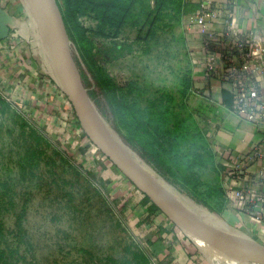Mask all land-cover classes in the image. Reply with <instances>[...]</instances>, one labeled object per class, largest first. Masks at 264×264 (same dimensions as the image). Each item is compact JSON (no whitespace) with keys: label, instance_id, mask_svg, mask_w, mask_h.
I'll return each instance as SVG.
<instances>
[{"label":"rangeland","instance_id":"374dc122","mask_svg":"<svg viewBox=\"0 0 264 264\" xmlns=\"http://www.w3.org/2000/svg\"><path fill=\"white\" fill-rule=\"evenodd\" d=\"M30 7L33 10L32 1ZM33 13L38 20L34 10ZM140 15V8H136L129 24L116 35L94 37L96 46H101L95 53L101 69L120 86L135 83V96L141 109L159 97L169 107L170 128L177 121L191 126L196 143L202 144L204 138L207 148L215 152L207 137L209 125L205 124L213 108L202 103L194 85L187 95L183 92L184 75L189 74L191 78L192 75L183 72L187 70L186 62L177 44L172 46L169 42L172 28L158 29L156 35L146 38L148 26L144 27V18ZM135 20L137 25L133 23ZM140 24L144 28L140 29ZM39 34L57 66L43 35L42 23ZM70 46L84 65L82 46L72 41ZM56 66L52 84L57 86L54 94L58 97L55 96L56 103L49 110L30 106L22 109L0 94V252L3 261L7 264H126V261L140 264L136 256L140 246L150 258L143 264H160L145 242L144 234H140L138 221H134L135 209L140 203L130 205L133 198L130 190H138L139 195L150 198L90 139L60 83ZM53 96L49 95V102L54 101ZM99 113L110 129H106L109 134L124 144L123 148L141 164L142 170L158 183L160 178L147 167L156 171L126 143L128 128L118 116L115 119L119 115L117 109L110 106L107 109L115 127ZM172 114L176 120L170 119ZM201 126L202 133L196 131ZM30 149L36 153L31 154ZM187 151L184 147L179 150L183 158L187 157ZM27 157L29 162L25 163ZM214 166L215 162L193 168V181L186 186L197 194L192 197L156 173L173 189L176 197H170L175 202L177 198L183 199L187 210L206 219L212 208L197 203L196 199L212 201L211 191L206 188L220 181V173ZM218 166L223 173L225 168ZM180 170L188 172L184 165ZM223 195L225 198V191ZM151 202L159 215L164 214L166 220L183 229Z\"/></svg>","mask_w":264,"mask_h":264},{"label":"crops","instance_id":"0c3cea01","mask_svg":"<svg viewBox=\"0 0 264 264\" xmlns=\"http://www.w3.org/2000/svg\"><path fill=\"white\" fill-rule=\"evenodd\" d=\"M202 7L207 11H219L218 20L208 21L207 25L211 30L218 31L220 41L241 39L250 34L264 40V0H187L181 19L171 27L169 36L170 44H177V50H180L186 62L187 70L183 72H191L193 85L202 103L213 108L205 124L209 125L207 137L216 152H213L214 168L220 173V181L214 187L222 185L224 189L229 178L218 165L226 170L229 162L238 155H245L251 144L258 141L260 132L232 110L233 92L223 82L219 72H208L206 51H221L222 44L213 40L210 46L204 48L202 40L205 35L195 21ZM37 19L29 0H0V94L22 109L30 106L49 110L58 97V94H54L57 86L52 84L56 73L51 54L39 34L41 21ZM230 31H239L244 35L237 34L239 37H235ZM221 66L222 63L219 68ZM258 80L264 98V74ZM51 94L54 95L53 102H49ZM147 168L163 180L149 166ZM150 178L157 183L156 179ZM160 179L158 183L167 188L157 183L158 186L167 195L174 196L169 191L173 189ZM130 191L133 193L130 205L140 203L135 209L134 221H138L140 234H144L152 253H157L160 264H256L234 258L187 229L178 228L166 220L164 214L159 215L150 199L139 195L138 190ZM211 210L206 219L200 218L232 235L264 244L260 226L240 213L233 200H225L221 209Z\"/></svg>","mask_w":264,"mask_h":264},{"label":"trees","instance_id":"16d2710c","mask_svg":"<svg viewBox=\"0 0 264 264\" xmlns=\"http://www.w3.org/2000/svg\"><path fill=\"white\" fill-rule=\"evenodd\" d=\"M58 2L70 40L82 46L84 65L77 58L76 53L73 51L72 53L82 72L84 85L88 88V93L99 111L109 118L115 127V122L108 116L107 109L109 106L112 109L116 108L119 115L116 114L114 117L116 119L118 116L121 123L124 122L127 126L129 135L125 136V141L134 152L180 191L187 192L191 197L197 195L193 193V190H187L186 186L193 181L194 167L198 164L206 166L215 162L212 149L207 148L204 138L202 144L196 143L197 137L191 133V126H185L184 123L177 121L176 126L170 128L169 107L165 105V102L159 101V97L141 109L135 96L136 84L128 83L126 86H120L101 69L95 56L101 46H96V40H94L96 36L116 35L122 27L129 24L136 8H140V16L144 18V27L148 26L145 37L156 35L158 29L171 28L181 19L186 3L183 0H58ZM82 17L91 18L96 22L95 25H86L81 20ZM133 23L137 25L138 22L135 20ZM143 25H139L140 29L144 28ZM85 69H88V72ZM192 86L191 76L185 74L183 92L187 95ZM159 106L161 110H157ZM170 119L176 120L173 114ZM201 129L202 126L200 129L196 128V131L200 130L202 133ZM37 137L42 139L40 136ZM182 147L188 148L187 157L183 158L180 154L179 150ZM202 148L205 150H201ZM30 152L31 154L36 153L31 149ZM28 158L25 159V163L29 162ZM181 165L187 166V173L181 172ZM196 178L200 181V178ZM206 189L211 191L208 192L212 201L196 197V202L206 204L212 209H221L225 201L222 185L209 186ZM161 239L164 238L161 237ZM138 248L136 256L140 264L150 261L143 248L140 246ZM153 255L157 256V253L153 252ZM3 260V254L0 252V264H7ZM126 264L135 263L126 261Z\"/></svg>","mask_w":264,"mask_h":264},{"label":"built area","instance_id":"2783aa9c","mask_svg":"<svg viewBox=\"0 0 264 264\" xmlns=\"http://www.w3.org/2000/svg\"><path fill=\"white\" fill-rule=\"evenodd\" d=\"M218 17V10L207 11L202 7L195 19L205 35L202 40L204 48L210 46L213 40L222 44L221 51H206L208 72H219L223 82L233 92L232 110L260 132V138L251 144L245 155L236 156L226 165L224 173L229 180L224 187L225 198L226 201L233 200L238 211L257 223L264 234V98L258 80L264 74V40L250 34L222 42L218 31L211 30L207 25L208 21H217ZM81 20L88 26L96 23L88 17ZM232 34L235 37H239L237 34L244 35L239 31ZM220 63L223 66L219 68Z\"/></svg>","mask_w":264,"mask_h":264},{"label":"water","instance_id":"95a60500","mask_svg":"<svg viewBox=\"0 0 264 264\" xmlns=\"http://www.w3.org/2000/svg\"><path fill=\"white\" fill-rule=\"evenodd\" d=\"M40 10L51 24L56 38L58 56L65 68L66 83L57 68L60 83L72 102L80 122L90 139L134 182L169 218L207 244L238 259L264 264V244L232 235L209 224L189 210L181 208L163 192L147 174L128 159L116 144L104 138L103 128L110 130L94 105L82 79L70 46L62 12L56 0H36ZM31 2V0H29ZM38 21V20H37ZM39 26L40 23L38 22ZM124 145V144H123ZM125 147V146H124Z\"/></svg>","mask_w":264,"mask_h":264},{"label":"bare ground","instance_id":"6f19581e","mask_svg":"<svg viewBox=\"0 0 264 264\" xmlns=\"http://www.w3.org/2000/svg\"><path fill=\"white\" fill-rule=\"evenodd\" d=\"M32 1V8H33V10H34V12H35V14L37 15V17L39 18V20L41 21V23H42V27H43V30H44V36H45V38H47V42H48V44L50 45V48L52 49V55H53V58L55 59V61H56V64H57V66H58V70L60 71V73H61V77H62V79H63V81L66 83V73H65V68H64V66H63V63H62V61H61V59H60V57L58 56V49H57V44H56V38H55V34H54V32H53V29H52V27H51V24L49 23V22H47V18L45 17V16H43V14H42V12H41V10H40V7H39V5H38V3H37V1L36 0H31ZM103 136H104V138H106V139H108V140H110L111 142H113L114 144H116L117 146H118V148L122 151V153L128 158V159H130L132 162H134V164H136L141 170H142V168L140 167V163H138L131 155H130V153L125 149V148H123V145L117 140V139H114L110 134H109V132L105 129V128H103ZM124 150V151H123ZM143 171V170H142ZM149 171V170H148ZM151 171V170H150ZM149 171V172H150ZM145 174H147L145 171H143ZM152 172V171H151ZM150 172V174H152ZM149 174V173H148ZM147 174V175H148ZM149 176V175H148ZM149 178H150V176H149ZM151 179V178H150ZM152 180V179H151ZM152 181H154V180H152ZM154 183H156L155 181H154ZM157 184V183H156ZM159 184V183H158ZM157 184V185H158ZM160 186H162V187H164V189L165 188H167L164 184L162 185V184H159ZM159 187V186H158ZM160 188V187H159ZM161 189V188H160ZM162 190V189H161ZM163 191V190H162ZM172 194L174 193L172 190H169ZM164 192V191H163ZM177 205L179 206V207H181V208H184V209H186V203L183 201V199H178L177 198Z\"/></svg>","mask_w":264,"mask_h":264}]
</instances>
